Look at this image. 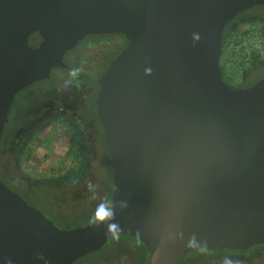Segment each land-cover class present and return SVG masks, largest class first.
Returning a JSON list of instances; mask_svg holds the SVG:
<instances>
[{
  "label": "water",
  "instance_id": "obj_1",
  "mask_svg": "<svg viewBox=\"0 0 264 264\" xmlns=\"http://www.w3.org/2000/svg\"><path fill=\"white\" fill-rule=\"evenodd\" d=\"M255 5L264 0H0V139L15 93L65 50L93 32L129 39L97 100L109 210L61 228L0 178V264H72L118 233L141 239L150 264L264 242V77L235 88L221 69L226 24Z\"/></svg>",
  "mask_w": 264,
  "mask_h": 264
},
{
  "label": "flooded vegetation",
  "instance_id": "obj_2",
  "mask_svg": "<svg viewBox=\"0 0 264 264\" xmlns=\"http://www.w3.org/2000/svg\"><path fill=\"white\" fill-rule=\"evenodd\" d=\"M246 25L257 28L264 46V5H255L226 24L223 51L232 34ZM42 41L39 31L29 35L32 47ZM128 43L117 31L86 34L63 52L47 76L18 90L11 103L0 139V164L6 165L13 190L61 228H73L78 219L98 221L110 208L114 182L97 100L103 73ZM222 58L223 52L222 76L232 87H248L264 77L261 50L253 53L239 81L234 80L235 67ZM150 258L141 239L118 233L72 264H150ZM176 264H264V242L192 250Z\"/></svg>",
  "mask_w": 264,
  "mask_h": 264
},
{
  "label": "rangeland",
  "instance_id": "obj_3",
  "mask_svg": "<svg viewBox=\"0 0 264 264\" xmlns=\"http://www.w3.org/2000/svg\"><path fill=\"white\" fill-rule=\"evenodd\" d=\"M256 31L257 28L254 26H243L240 32L232 34L231 39L224 47L222 59L225 65L235 67L237 73L235 74V81L240 80V73L250 65L253 59V53L256 50H261L264 54V46L260 41L261 38L256 34ZM0 178L12 189L15 188L14 183L10 181L11 178L7 173L6 165L0 164ZM86 222L85 219H78L71 223V227L83 226L88 224Z\"/></svg>",
  "mask_w": 264,
  "mask_h": 264
},
{
  "label": "trees",
  "instance_id": "obj_4",
  "mask_svg": "<svg viewBox=\"0 0 264 264\" xmlns=\"http://www.w3.org/2000/svg\"><path fill=\"white\" fill-rule=\"evenodd\" d=\"M231 31H232V29H230V27H229L228 32L226 33V35H228Z\"/></svg>",
  "mask_w": 264,
  "mask_h": 264
}]
</instances>
